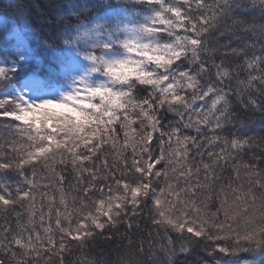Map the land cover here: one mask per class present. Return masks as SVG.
I'll return each instance as SVG.
<instances>
[{"label": "snow or ice", "instance_id": "obj_1", "mask_svg": "<svg viewBox=\"0 0 264 264\" xmlns=\"http://www.w3.org/2000/svg\"><path fill=\"white\" fill-rule=\"evenodd\" d=\"M0 264H264V0H2Z\"/></svg>", "mask_w": 264, "mask_h": 264}, {"label": "trees", "instance_id": "obj_2", "mask_svg": "<svg viewBox=\"0 0 264 264\" xmlns=\"http://www.w3.org/2000/svg\"><path fill=\"white\" fill-rule=\"evenodd\" d=\"M2 2V0H0ZM35 3L39 4L42 9L45 11L47 10V4L49 3V0H35ZM38 13L34 10L33 16H37ZM57 111H67V109H57ZM39 120V118H37Z\"/></svg>", "mask_w": 264, "mask_h": 264}]
</instances>
